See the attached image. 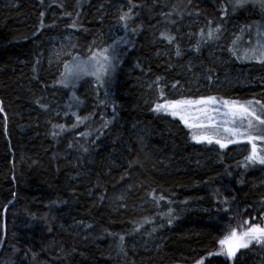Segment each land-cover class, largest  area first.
I'll use <instances>...</instances> for the list:
<instances>
[{"label": "trees", "instance_id": "obj_1", "mask_svg": "<svg viewBox=\"0 0 264 264\" xmlns=\"http://www.w3.org/2000/svg\"><path fill=\"white\" fill-rule=\"evenodd\" d=\"M227 4L0 0V264H193L201 257L205 264H264L259 245L241 249L235 260L208 256L230 228L241 231L244 221L261 222L264 165L238 166L251 146L221 150L196 144L178 119L153 112L149 102L152 90L161 97L163 89L166 97L180 84L193 86L200 76L206 87L192 90V97L264 101V64L230 51L239 36L250 45L264 11L255 3L236 12L229 7L224 16ZM129 8V28L138 31L129 32L131 43L120 46L114 73L103 88L92 78L80 81L74 102L73 90L58 83L63 66L47 63L52 39L70 34L79 55L95 48L97 40L112 44L125 36L119 16ZM115 20L121 31L107 39ZM209 21L213 28L221 26L219 39L201 43L197 51ZM188 24L191 36L182 34ZM162 32L176 41L169 44ZM226 43L232 45L226 49V67L247 70L249 84L220 81L223 67L213 53ZM73 113L83 120L75 128ZM60 124L64 131L53 128ZM225 197L228 205L219 202ZM169 208L176 217L171 225L163 216Z\"/></svg>", "mask_w": 264, "mask_h": 264}, {"label": "snow or ice", "instance_id": "obj_2", "mask_svg": "<svg viewBox=\"0 0 264 264\" xmlns=\"http://www.w3.org/2000/svg\"><path fill=\"white\" fill-rule=\"evenodd\" d=\"M43 3V0H41ZM258 3L262 11H264V0H228V4L222 6V15L228 14V8H231L232 12L244 9L249 4ZM132 9L128 11H122L119 16L124 30L125 36L116 38L112 44L104 47H96L89 49V55L86 58H82L78 53L73 55L72 52H65L63 47L56 53L57 60L62 56H70V60L63 61V71L60 73L59 85L65 89L73 90L72 100L78 103L75 97L74 90L77 88L80 81L85 78H92L98 88H103L107 80L111 78L114 73L117 63L119 62L120 46L122 44H130L128 39V33L135 34L138 29L129 28V21L132 19ZM166 15H171L168 13ZM41 16V28L44 27L43 16L44 13H40ZM212 22L209 21V28L207 33L201 29V39L197 42L196 50L199 51V45L207 40L219 39V33L222 31L221 26L217 24L214 28L211 27ZM70 27L75 28L76 22ZM255 27L258 30V36L260 35L259 29L264 25L257 24ZM250 30V29H249ZM161 37L164 38L169 44H173L176 41V37L165 32H162ZM239 39V38H237ZM237 41H233V48L230 49L233 55H236L238 59L242 58L248 61H256L257 63L264 64V43L257 42L256 46L249 47L243 51L242 56L237 55L236 51ZM75 48V45H72ZM175 55L177 57L182 55V51L179 45H176ZM160 77H157L156 83L159 84ZM211 80V77H208ZM179 85V81L172 85L176 88ZM161 97L164 96L163 89L160 92ZM40 107L47 110L48 105L40 103ZM71 107V105H69ZM115 111V109H114ZM155 113H163L173 118H179V120L191 130V139L196 144L218 145L219 149H227L229 145L246 143L250 145V151L246 155L239 167L248 168L254 165H264V101L259 99H249L241 101L238 99H226L214 95L209 96H182L178 99H164L163 103H156L152 109ZM4 112L2 102H0V113ZM67 114V113H66ZM76 118V123L73 128L77 127L80 123H83L82 118L73 113ZM107 127V122L104 125ZM65 125H53V128H58L61 131L65 130ZM58 133L53 132V136ZM81 136L87 135V133H80ZM72 145L70 144L69 147ZM87 151V149H84ZM231 175V173H228ZM123 199V197H121ZM165 197L161 195L159 200H164ZM223 205H228L229 201L225 197L219 201ZM171 203V201H169ZM184 203H187L185 201ZM55 204V202H53ZM223 211H229L228 207H224ZM164 217H167V223L171 225L176 218L173 209L169 208L166 213H163ZM151 221L145 220V223ZM245 227L243 230L238 231L237 228H230L227 234L218 241L220 250L216 253L209 252L208 256H224L230 260L237 258V253L241 249H249L253 245H259L264 247V213L261 215V222L251 223L244 221ZM163 227V225H160ZM137 226L134 231H139ZM153 231H156L153 228ZM109 235H112L109 233ZM120 241V248L123 251V242L125 237L120 235L118 237ZM4 241L0 239V245ZM196 264H205V257H201L196 261Z\"/></svg>", "mask_w": 264, "mask_h": 264}, {"label": "rangeland", "instance_id": "obj_3", "mask_svg": "<svg viewBox=\"0 0 264 264\" xmlns=\"http://www.w3.org/2000/svg\"><path fill=\"white\" fill-rule=\"evenodd\" d=\"M257 24H261V25H264V21H258L255 25ZM187 28V30H186ZM190 28L191 26L186 25L185 27V31L184 35H189L191 36V31H190ZM179 30V28H177ZM121 31L120 29V26H119V22L118 21H114V23L112 24L109 32L107 33V39H112L114 38L115 36H117V34ZM254 35H253V39H252V42L250 43V45L248 46V40L249 39H242L240 36L238 37L239 39H237V43H236V51L237 52H241V54H243V51L249 47H254L256 46L257 42H260V43H264V27H262L261 29H259V32H260V35L258 36V30L257 28L254 26ZM235 38H237V35L235 36ZM235 40V39H234ZM234 40H232L231 42H233ZM107 40L106 39H101V40H97V42L95 43V48L96 47H104L103 43H106ZM228 43H226L227 45ZM72 45H75L74 43V40L73 38L71 37L70 34H66V35H63L61 37H57V38H54L52 39L51 41V44H50V49H49V52H48V65L53 68V67H60V65L63 66V61H65L64 59L66 60H70L71 57L70 56H62L59 60H57V57H56V53H58L61 48L63 47L64 51L65 52H72L73 55L74 54V49L72 47ZM229 46H232L231 44L230 45H227V46H223V45H218L217 47H215V51L217 50V52L213 53V61H216L215 63L218 65V66H222L223 67V73L222 74V77H219L220 81H224L226 79H230V80H236V83L237 81H240V85L244 84L243 86H245V84H249L250 81H249V77H248V74H247V70L244 71L242 69H240L239 67L238 68H227L226 65L228 62H230V59L226 58V49L229 48ZM91 48V47H90ZM233 48V46H232ZM165 49V48H164ZM168 49V48H166ZM89 55V50L87 51V53H84L82 55H80L82 58H86L87 56ZM244 60V59H243ZM247 61V60H246ZM254 65H260V64H254ZM229 67V66H228ZM225 72V73H224ZM242 73L243 76L242 78L243 79H239V73ZM58 73L60 74L61 71H58ZM206 78H202L201 76L197 79L198 83L196 84L197 81H195V83L193 84V86L190 85V87H184L185 85L183 84H180L176 89H173L172 92L170 93L169 96H166V97H158V94L156 93L155 90H152V98L150 97L149 98V102H150V105L154 107V105L156 103H163L164 99H168V100H172V99H178L182 96H190L189 93L192 91V90H198L200 89L201 87H206L204 85H201V83L203 81H205ZM198 94H203L202 92H199L197 91ZM202 96V95H200ZM204 96V95H203ZM199 97V96H197ZM221 97V96H219ZM161 98V99H159ZM223 98H226V99H233L231 97H223ZM157 99H159L157 101ZM160 114H163V113H160ZM165 115V114H164ZM169 116V115H167ZM171 117V116H169ZM173 118V117H172ZM174 119H178L179 123H181L186 129L187 131L189 132V134L191 135V130L189 128H187L180 120L179 118H174ZM183 209V208H181ZM220 250V246L218 247L217 251L218 252ZM193 264H196V263H193Z\"/></svg>", "mask_w": 264, "mask_h": 264}]
</instances>
